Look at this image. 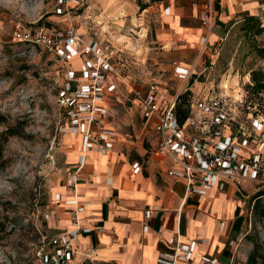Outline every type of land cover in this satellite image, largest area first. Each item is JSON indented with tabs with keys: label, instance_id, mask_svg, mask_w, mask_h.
Listing matches in <instances>:
<instances>
[{
	"label": "rangeland",
	"instance_id": "1",
	"mask_svg": "<svg viewBox=\"0 0 264 264\" xmlns=\"http://www.w3.org/2000/svg\"><path fill=\"white\" fill-rule=\"evenodd\" d=\"M56 2L0 0V264H36V243L42 235L56 231L48 216L56 208L61 186L66 187L67 169L75 164L71 155L78 154L79 142L77 133H64L63 107L57 102L64 67L38 47L16 44L9 36L15 21L71 23L86 35L97 33L122 53L125 84L111 101L108 124L114 133L108 159L120 164L138 161L148 165L155 141L141 107L130 102L131 89L145 90L153 83L161 95L170 98L181 84L174 74L177 65L193 69L189 83L227 85L225 90L232 94H237L239 86L249 91L251 104L264 110V92L252 94L250 74L245 75L250 68L262 69L264 74V59L242 36L239 23L229 28L225 39L208 40L202 50L201 37L209 31L201 20L207 0L173 1L186 12L198 6L195 19L203 29L195 40L184 39L170 27L165 11L171 4L168 0H84L65 16L55 14ZM218 25L214 13L211 29H224ZM255 41L264 43V38ZM80 60L73 57L70 67L77 71ZM234 76L236 80L231 82ZM199 86L195 83L193 90ZM235 197L240 200L243 219L236 234L241 235L243 246L235 264H246L252 241L258 243V253L264 257V184L245 183ZM261 259L257 264H263Z\"/></svg>",
	"mask_w": 264,
	"mask_h": 264
},
{
	"label": "built area",
	"instance_id": "2",
	"mask_svg": "<svg viewBox=\"0 0 264 264\" xmlns=\"http://www.w3.org/2000/svg\"><path fill=\"white\" fill-rule=\"evenodd\" d=\"M84 0H57L55 14L68 15L69 9L81 6ZM214 0H207L201 14L202 22L213 26ZM9 36L16 43L38 47L60 61L64 67V81L58 93L63 107L64 133L81 135L77 162L67 169L66 186L72 196L56 201L70 208L69 229L42 235L35 245L36 264H75V238L91 231L80 217L82 206L77 198L78 174L88 151L101 154L110 152L113 132L108 126L111 101L120 85L125 84L126 62L122 53L97 33L84 34L74 24L46 25L15 21ZM202 50L208 43L201 37ZM81 57L78 70L70 67V60ZM193 69L176 66L174 74L181 80L176 93L170 98L161 95L153 83L143 89H131L130 102L139 106L146 123L155 133L150 154L166 157L171 166L166 174L186 185V191L204 194L215 187L224 189L232 184L240 190L245 183L264 184V110L248 100V93L238 86L237 94L227 92L226 86H207L205 82H191ZM195 83L200 84L197 91ZM189 91L190 98L181 109H187L179 119V95ZM142 170L138 161L130 163L135 174ZM171 253H161L162 264H222L218 258L202 255L193 259L197 240L184 243L178 233L169 239ZM233 243V241L231 242ZM234 256L225 264H233Z\"/></svg>",
	"mask_w": 264,
	"mask_h": 264
},
{
	"label": "crops",
	"instance_id": "3",
	"mask_svg": "<svg viewBox=\"0 0 264 264\" xmlns=\"http://www.w3.org/2000/svg\"><path fill=\"white\" fill-rule=\"evenodd\" d=\"M168 1L171 4L165 11L170 16V27L184 39L195 40L203 29L195 19L198 6L186 12L185 7H175L174 0ZM245 13L259 16L264 24V0H220L215 16L224 29H210L206 38L210 42L225 39L229 28L238 24ZM235 80L234 76L230 81ZM78 136V154L71 155L75 163L80 154ZM108 155L88 151L78 174L80 217L91 231L75 238V264H162L158 256L173 251L169 239L176 233L184 243L197 240L195 261L208 255L225 264L232 254L235 264L243 246L241 235H236L243 225L236 186L190 193L183 182L166 174L171 166L166 157L150 154L151 162L146 166L140 163L142 170L133 174L131 162L120 164L109 160ZM66 187L61 186L57 193L63 200L72 196ZM63 200H55L56 208L48 216L55 233L71 226L70 207Z\"/></svg>",
	"mask_w": 264,
	"mask_h": 264
},
{
	"label": "trees",
	"instance_id": "4",
	"mask_svg": "<svg viewBox=\"0 0 264 264\" xmlns=\"http://www.w3.org/2000/svg\"><path fill=\"white\" fill-rule=\"evenodd\" d=\"M214 9L216 11L220 10V0H214ZM43 22L39 21V24H42ZM46 25H51L47 23ZM239 30L242 33V36L251 42V48L255 52V54L264 59V43H257L255 40L257 37H263L264 38V24L262 20L259 18V16L254 14L245 13L243 14L241 21L239 22ZM18 45H21V43H16ZM250 74V92L252 94H259L261 92H264V74L262 69H254L252 68L249 72ZM246 90V89H245ZM247 91V90H246ZM249 91H247L248 93ZM190 98V92L186 91L179 95V103L180 105L177 106V112L179 119H182L185 116V113L187 109H181L182 105H186ZM256 109H258L256 107ZM261 194V193H258ZM253 247L251 251L249 252L246 264H257L258 258H262L261 262L264 264V257L260 256L259 252V245L256 241H252Z\"/></svg>",
	"mask_w": 264,
	"mask_h": 264
},
{
	"label": "bare ground",
	"instance_id": "5",
	"mask_svg": "<svg viewBox=\"0 0 264 264\" xmlns=\"http://www.w3.org/2000/svg\"><path fill=\"white\" fill-rule=\"evenodd\" d=\"M82 32V31H81Z\"/></svg>",
	"mask_w": 264,
	"mask_h": 264
}]
</instances>
